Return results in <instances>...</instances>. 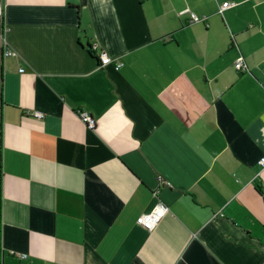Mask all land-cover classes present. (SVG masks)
<instances>
[{"label": "crops", "instance_id": "crops-1", "mask_svg": "<svg viewBox=\"0 0 264 264\" xmlns=\"http://www.w3.org/2000/svg\"><path fill=\"white\" fill-rule=\"evenodd\" d=\"M0 2V264H264V0Z\"/></svg>", "mask_w": 264, "mask_h": 264}, {"label": "built area", "instance_id": "built-area-1", "mask_svg": "<svg viewBox=\"0 0 264 264\" xmlns=\"http://www.w3.org/2000/svg\"><path fill=\"white\" fill-rule=\"evenodd\" d=\"M233 4L231 2H226L221 7V11L232 6ZM4 14V7L3 4L0 2V21L3 18ZM181 14H189L190 15V22L191 23H197L204 21V17H199L195 13H193L191 10L186 9L181 12ZM2 32V29H0V33ZM97 44H93V49H97ZM0 54L2 57H9L14 55V52L8 48L2 47L0 48ZM102 59V65H109L112 63V60L109 56L106 54H101ZM122 63L118 62L116 68L118 69ZM235 67L239 70H246V64L242 58H239L236 63ZM21 72H24V69L20 70ZM33 116L37 118H44V114L42 112L34 111L31 113ZM78 116L80 117L81 121L89 128L94 129L96 127V121L95 119L86 111L80 110L78 111ZM259 165L264 168V157H262L259 161ZM166 185H169L168 182L165 181ZM169 211L168 206H166L164 203L159 202L151 211L141 214L137 218V225L144 228L146 231L151 232L153 231L156 226L160 223V221L164 218V216ZM25 257V256H21Z\"/></svg>", "mask_w": 264, "mask_h": 264}, {"label": "trees", "instance_id": "trees-1", "mask_svg": "<svg viewBox=\"0 0 264 264\" xmlns=\"http://www.w3.org/2000/svg\"><path fill=\"white\" fill-rule=\"evenodd\" d=\"M1 89V88H0Z\"/></svg>", "mask_w": 264, "mask_h": 264}]
</instances>
